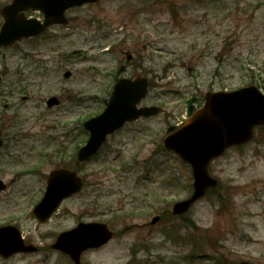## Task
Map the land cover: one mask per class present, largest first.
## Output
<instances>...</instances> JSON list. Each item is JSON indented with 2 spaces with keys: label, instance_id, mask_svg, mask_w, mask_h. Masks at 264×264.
<instances>
[{
  "label": "rangeland",
  "instance_id": "1",
  "mask_svg": "<svg viewBox=\"0 0 264 264\" xmlns=\"http://www.w3.org/2000/svg\"><path fill=\"white\" fill-rule=\"evenodd\" d=\"M10 2L0 0V11ZM67 17V27L0 50V227H16L37 248L0 264H73L51 246L79 223L113 233L80 264H264V126L210 164L218 186L183 217L171 212L192 194L191 170L162 147L166 130L186 121L191 97L198 108L209 92L262 91L264 0H100ZM122 77L148 79L141 106L162 114L110 136L78 167L82 192L38 223L31 213L49 173L75 166L88 139L82 124ZM50 97L60 105L48 109Z\"/></svg>",
  "mask_w": 264,
  "mask_h": 264
},
{
  "label": "water",
  "instance_id": "2",
  "mask_svg": "<svg viewBox=\"0 0 264 264\" xmlns=\"http://www.w3.org/2000/svg\"><path fill=\"white\" fill-rule=\"evenodd\" d=\"M99 0H13L3 8L1 15L4 24L0 29V47L12 46L22 39L36 37L46 28L56 24H67L64 12L67 9L94 4ZM41 11L44 22L26 19L23 12ZM70 73L65 74L68 78ZM147 94V81L121 79L114 86L109 102L101 115L85 122L83 127L90 133L86 145L77 153V162L87 161L95 155L106 137L122 128L126 122L149 118L160 113L158 107L137 109V105ZM188 102L187 123L165 138L163 145L174 152L185 164L190 165L193 176V193L185 201L173 206L174 215L186 213L190 207L205 196L216 181L208 174L211 161L221 157L226 150L246 144L252 138L255 126L264 125V95L254 87L242 88L230 93H209L205 96V105L193 113L192 103ZM55 98L48 106L57 105ZM172 129H169V132ZM2 142L0 140V147ZM82 180L75 171L60 169L51 172L43 198L34 208L32 216L40 223L47 222L61 203L78 194L82 189ZM6 186L0 181V192ZM159 220L154 218V225ZM113 234L103 224H79L76 228L60 234L53 250L60 251L75 264H80L81 255L91 249L106 245ZM36 249L25 246L19 231L13 227L0 228V256L8 258L16 253H33Z\"/></svg>",
  "mask_w": 264,
  "mask_h": 264
},
{
  "label": "flooded vegetation",
  "instance_id": "3",
  "mask_svg": "<svg viewBox=\"0 0 264 264\" xmlns=\"http://www.w3.org/2000/svg\"><path fill=\"white\" fill-rule=\"evenodd\" d=\"M42 17V16H41ZM68 19L70 20V17H68ZM58 26H54L52 28H57ZM1 135H2V131H1Z\"/></svg>",
  "mask_w": 264,
  "mask_h": 264
}]
</instances>
